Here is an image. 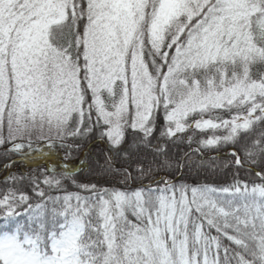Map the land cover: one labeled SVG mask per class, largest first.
<instances>
[{
	"label": "rangeland",
	"instance_id": "obj_1",
	"mask_svg": "<svg viewBox=\"0 0 264 264\" xmlns=\"http://www.w3.org/2000/svg\"><path fill=\"white\" fill-rule=\"evenodd\" d=\"M74 2L0 0V144L40 146V160L50 165L54 159L71 171L77 166L48 148L53 139L75 134L84 116L101 126L110 149L120 143L127 122L148 132L159 106L169 134L192 123L229 132L249 125L253 106L222 121L189 117L264 94V48L254 41L250 20L262 0H85L86 22L72 55L51 41L50 32ZM260 36L264 37V26ZM145 37L155 52H161V62L166 61L163 70L157 66L156 74L143 57ZM106 193L103 209L108 220L113 213L124 217L126 209L146 217L149 231L143 243H149L158 264H187L181 244L186 216L190 208L214 207L196 188L147 200L139 191ZM250 193L261 197L264 206V188ZM80 228L79 222L71 223L54 238L51 256L2 233L0 260L83 264L76 248Z\"/></svg>",
	"mask_w": 264,
	"mask_h": 264
},
{
	"label": "trees",
	"instance_id": "obj_2",
	"mask_svg": "<svg viewBox=\"0 0 264 264\" xmlns=\"http://www.w3.org/2000/svg\"><path fill=\"white\" fill-rule=\"evenodd\" d=\"M85 8V0H75L64 20L51 27V41L72 55L86 22ZM250 20L254 41L264 48V0ZM143 57L151 72L156 74L158 65L164 69L161 52H155L146 37ZM250 106L255 115L245 128L229 132L192 123L177 134L167 132L159 106L148 132L127 122L114 149L95 119L84 116L75 134L53 139L48 148L77 166L72 172L54 159L49 165L34 157L43 150L40 146L0 144V234L9 232L22 246L51 256L53 239L79 222L76 248L81 263L158 264L149 243H143L149 231L146 217L126 209L124 217L113 213L108 220L103 209L106 192L139 191L147 200L196 188L214 207L190 208L181 237L186 263L264 264V206L261 197L250 193L264 188V94L244 104L195 111L189 120L231 119Z\"/></svg>",
	"mask_w": 264,
	"mask_h": 264
},
{
	"label": "water",
	"instance_id": "obj_3",
	"mask_svg": "<svg viewBox=\"0 0 264 264\" xmlns=\"http://www.w3.org/2000/svg\"><path fill=\"white\" fill-rule=\"evenodd\" d=\"M46 153H47V152H46ZM46 153H45V154H46ZM40 155H43V154H40ZM53 157L56 159V157H55V156H53ZM58 162H59V161H58ZM59 164H60V162H59Z\"/></svg>",
	"mask_w": 264,
	"mask_h": 264
}]
</instances>
